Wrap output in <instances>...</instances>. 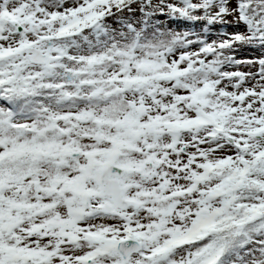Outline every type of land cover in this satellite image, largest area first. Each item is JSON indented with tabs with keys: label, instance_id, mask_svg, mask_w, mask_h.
Wrapping results in <instances>:
<instances>
[{
	"label": "snow or ice",
	"instance_id": "snow-or-ice-1",
	"mask_svg": "<svg viewBox=\"0 0 264 264\" xmlns=\"http://www.w3.org/2000/svg\"><path fill=\"white\" fill-rule=\"evenodd\" d=\"M0 264H264V0H0Z\"/></svg>",
	"mask_w": 264,
	"mask_h": 264
},
{
	"label": "rangeland",
	"instance_id": "rangeland-1",
	"mask_svg": "<svg viewBox=\"0 0 264 264\" xmlns=\"http://www.w3.org/2000/svg\"><path fill=\"white\" fill-rule=\"evenodd\" d=\"M173 27H175V25H173ZM193 30H198V29L194 28ZM228 30L231 31V29H228ZM246 55H249V54L248 53H244V52L241 53V56H246Z\"/></svg>",
	"mask_w": 264,
	"mask_h": 264
}]
</instances>
